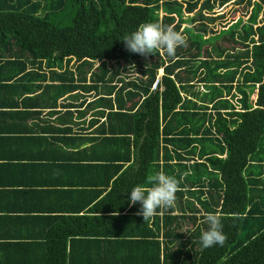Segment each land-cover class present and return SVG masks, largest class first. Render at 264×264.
Here are the masks:
<instances>
[{"label":"trees","instance_id":"16d2710c","mask_svg":"<svg viewBox=\"0 0 264 264\" xmlns=\"http://www.w3.org/2000/svg\"><path fill=\"white\" fill-rule=\"evenodd\" d=\"M211 1L0 0L1 136L19 126L15 119L32 115L13 110L18 105L13 94L6 91L8 96H2L3 88H12L16 94L21 86L8 81L26 69L28 61L39 65L45 59L55 65L64 56L119 59L125 70L129 66L139 73L122 79L112 97L115 86L103 85L106 96L86 98L69 92L99 90L98 83L112 80L118 70L111 73L103 66L95 74V84L82 85L73 83L72 72L65 69L63 76H57L64 83L46 86L34 98L39 108L33 114L38 117L41 107H57V100L69 93L61 107L62 118L70 123L37 126L39 132L52 131L49 138L34 134V142H60L82 149L71 153L76 177L71 182L75 189L69 200L74 203L69 209L75 213L87 206L86 215L75 219L71 214L66 222L53 221V225L68 223L89 229L86 233L95 228L103 234L113 229V239L122 244L134 237L142 247L140 261L144 264H264V23L259 24L258 18L264 0H237L247 4L246 11L251 7L247 23L241 24L240 18L223 37L224 30L207 34L208 24L223 18L205 14L204 9L212 8ZM198 4L200 10L184 20L182 10L192 12ZM159 7L165 15L161 20ZM149 22L176 31H181L182 23L196 26L181 31L187 44L175 56L158 51L144 57L129 52L121 39ZM238 25L240 31L235 29ZM217 37V44L201 48V43ZM86 64L79 65V72ZM161 67L163 73L157 77ZM195 77L208 91L192 90ZM83 79L79 74V80ZM232 89L241 95L235 104L224 97ZM90 112L91 119L87 116L90 120L81 129L88 134L72 133L73 118ZM103 116L106 120L99 123ZM30 131L29 127L23 130ZM84 140L89 145L81 148ZM45 154L35 158L47 160ZM161 171L180 179L182 190L176 194L174 208L145 222L137 215L140 203L130 204L131 189ZM209 212L223 218L228 237L223 246H202L200 237L208 228L204 220ZM64 244L62 239L60 250ZM113 260L116 264L138 263L129 257Z\"/></svg>","mask_w":264,"mask_h":264},{"label":"crops","instance_id":"0c3cea01","mask_svg":"<svg viewBox=\"0 0 264 264\" xmlns=\"http://www.w3.org/2000/svg\"><path fill=\"white\" fill-rule=\"evenodd\" d=\"M25 56L28 60V55ZM34 65L28 61L27 68L18 70L16 78L8 81L21 86L16 94L12 88L2 89L3 98L8 91L18 101L13 110H27L32 115L15 119L19 126L15 129L9 127L13 130L10 135H0V264H116L113 259L119 256L138 260L135 264H144V261H140L144 257L142 247L134 237L128 238L131 242L122 244L118 243V239H113V229H108L104 234L97 228L86 233L89 229L77 228L68 223L63 227H58L57 223L53 225V221L66 222L71 214L75 219L86 215L87 206L75 213L69 209L74 203L69 200V195L75 189L71 182L76 177L71 153L82 149L60 142H34V134L47 135L49 138V131H52L39 132L37 126L48 124L60 127L67 120L62 118L64 111L61 104L65 101L61 98L57 100V107L48 108L44 105L40 108L39 116H34V110L39 108L34 106V98L44 93L46 86L65 82L57 78L63 76L61 70L44 65L34 68ZM51 111L56 112L50 114ZM91 114L73 118L75 123L71 124L72 133L84 131L81 136L88 134V130L81 129L86 128ZM66 124L70 123L66 121ZM25 127L32 131L23 132ZM93 129L90 128V132ZM82 143L85 144L81 148L89 145L86 140ZM45 152L47 160L35 158ZM89 206H92L91 203ZM103 236L110 237L103 239ZM62 239L65 244L60 250Z\"/></svg>","mask_w":264,"mask_h":264},{"label":"clouds","instance_id":"9594fccd","mask_svg":"<svg viewBox=\"0 0 264 264\" xmlns=\"http://www.w3.org/2000/svg\"><path fill=\"white\" fill-rule=\"evenodd\" d=\"M222 5L223 4H221L220 6ZM249 8H250L249 10H251L250 6ZM239 19L240 18H238L231 24H229L230 21L226 19L223 24L224 25L229 24V25L225 28L222 27L219 31L221 32V30L226 31L227 29H230ZM247 19L241 20V24L247 23ZM261 23H264L262 17L259 18V24ZM238 26L240 31V25ZM186 27H189L188 23ZM185 28L183 30V33H186ZM181 31H176L172 26H167L160 22H149V23L141 24L136 31L124 35V37L121 40L124 42L125 48L129 52L140 54L144 57H148L150 55L156 54L158 51L161 53H167L168 56H175L176 50L187 44L188 38ZM85 61L87 62V64L82 66L80 68L81 71L79 72L78 70L79 65ZM40 65H44L46 67H53L55 69L61 70L62 72H64L65 69H68L69 71L72 72L74 76L73 83H77V84L80 83L82 85L95 84L96 83L95 74L101 73L103 66L109 69L111 73L118 70L117 71L118 73L114 75L115 83H111L110 81L106 82V80H104V82L98 83L99 85H101V88L99 90L91 89L89 91L90 94H93L94 92L98 91L99 93H102V95L100 96H106L105 93L103 92L104 91L103 85L115 86L114 91L110 95L112 97L115 91L122 85L121 83L122 79L123 80L126 79L127 76L129 77L139 76V73L136 72L135 74L133 70L129 68V66H127L126 67L127 70H125L123 67L122 60L119 59H107V58L101 59L98 57L77 58L75 56H64L62 58L61 67L57 65V62L55 63V65H48V62L45 59H42V63L39 65L37 64L34 65V68H38V66ZM161 69H163V67L159 68L158 70L159 76ZM79 74L82 75V78H84L83 80H79ZM196 83L200 84L198 83V80L196 81ZM76 92L78 94H82L81 96L89 95L87 94L88 93L87 91H83L79 88L71 90L69 93H76ZM69 93H66L63 97H61V100L63 101V99L67 97ZM236 94L240 95V93L237 92H235L234 94V90L232 89L229 94L227 95L224 94L225 95L224 97L228 99L231 103L235 104V102L231 101L232 99L231 97L235 96ZM79 97L80 96H78V100H77L78 102H79ZM105 120H106L105 116L99 117V123ZM181 190L182 189H181L180 179H178L176 176L169 175L161 171L153 175H149L146 178L145 184L134 186L131 189V195L129 200L131 205H136L137 203H140L141 207L137 211V215H141L144 221L148 222L158 214H161L164 210L174 208L177 198L176 194ZM222 219L223 218L218 213L209 212L206 214L204 222L208 225V228L206 231H203L200 237L203 247L207 248V247L215 246L217 244L223 246L226 243L228 237L227 234L224 233L223 231L224 226L222 223Z\"/></svg>","mask_w":264,"mask_h":264},{"label":"rangeland","instance_id":"374dc122","mask_svg":"<svg viewBox=\"0 0 264 264\" xmlns=\"http://www.w3.org/2000/svg\"><path fill=\"white\" fill-rule=\"evenodd\" d=\"M201 1L204 2V0H201ZM211 2L213 3V5H211L212 8L209 9V10H205L204 9L205 14H208L211 17H215V16L218 17L220 15H223V18L222 19H218L217 18V20L215 22L211 23V25L210 24L208 25V27L210 28V31H208L207 34H209V35H211L212 33L217 34L222 27L223 28L227 27L229 24H231L232 22H234L238 18H242V20L247 19V17L250 15V12H251V10H249L250 9L249 7L247 8V11H246L247 4H245L244 2L243 3H237V0H214V1H211ZM168 4H167V6H169V7L173 6L172 3H170L169 5ZM221 4H223V5L220 6ZM184 5H183V7H184ZM200 8H201V6L198 4L192 12H187V11L182 10L183 19L184 20H188L191 16L196 14L197 11L200 10ZM158 17H159V20H161L162 18L165 17L164 12L162 11V7H159V9H158ZM261 17H262V20H264V8H263V11L259 14V18H261ZM226 19H228L230 21L228 25L227 24L226 25L223 24ZM188 25L191 26L190 28H194L196 26V25H192V24H188ZM186 26H187V22L181 24V26H180L181 29L180 30H182V32H183V30H184V28ZM235 29L239 31V26H237ZM226 34H227V31H224V33L221 35V37H223ZM219 40H220L219 37H217L215 39H211L206 44L201 43L200 44L201 48H205L206 46H210L212 44H217ZM237 47L238 48H242L240 43H237ZM238 50H241V49H238ZM200 58H204V56H200ZM57 65L59 67H61V61L58 60L57 61ZM133 72L136 74L135 70H133ZM203 75H204V73L202 72L201 76H203ZM196 81H197V79L195 77L193 79L192 90H199V91H202V92L203 91H208L207 87L205 88L204 85L202 86L201 84H197ZM235 92L236 91H234V94H235ZM237 97H238V94H236L235 96L231 97L232 98L231 101L235 102ZM254 99H255V93H254V90H253V92L250 93V95H249V100L252 102ZM208 108H210V107L208 106ZM261 147H262L261 149L264 151V141L261 144ZM262 159L264 160V157H262ZM189 225L190 224H188V226Z\"/></svg>","mask_w":264,"mask_h":264},{"label":"built area","instance_id":"2783aa9c","mask_svg":"<svg viewBox=\"0 0 264 264\" xmlns=\"http://www.w3.org/2000/svg\"><path fill=\"white\" fill-rule=\"evenodd\" d=\"M73 60H74V59H73ZM162 73H163V69H161V71H160V75H162ZM157 82H158V79H156V80L154 81V83H153V85H152V88H155ZM240 97H241V95H238L236 101H238V99H239ZM227 98H229V97H227ZM236 101H235V103H236ZM239 108H240V105L237 104V108H236V109L239 110ZM173 161H174V160H173Z\"/></svg>","mask_w":264,"mask_h":264},{"label":"flooded vegetation","instance_id":"af4514ba","mask_svg":"<svg viewBox=\"0 0 264 264\" xmlns=\"http://www.w3.org/2000/svg\"><path fill=\"white\" fill-rule=\"evenodd\" d=\"M207 15H208V14H207ZM195 23H196V21H195ZM110 82H111V83H115V78L112 79V80H110ZM87 94H89L88 96H93V98H96V97L102 95V93H96V92H94L93 94H90V92H88ZM88 96H86V98H88Z\"/></svg>","mask_w":264,"mask_h":264}]
</instances>
